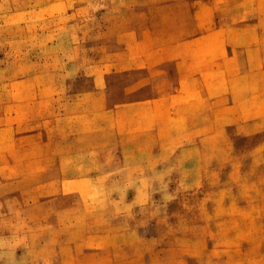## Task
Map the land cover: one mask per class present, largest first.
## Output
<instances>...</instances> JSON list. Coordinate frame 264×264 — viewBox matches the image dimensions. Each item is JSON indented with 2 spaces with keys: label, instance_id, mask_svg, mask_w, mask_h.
Masks as SVG:
<instances>
[{
  "label": "rangeland",
  "instance_id": "rangeland-1",
  "mask_svg": "<svg viewBox=\"0 0 264 264\" xmlns=\"http://www.w3.org/2000/svg\"><path fill=\"white\" fill-rule=\"evenodd\" d=\"M170 3L0 0V264H264V0Z\"/></svg>",
  "mask_w": 264,
  "mask_h": 264
},
{
  "label": "crops",
  "instance_id": "crops-1",
  "mask_svg": "<svg viewBox=\"0 0 264 264\" xmlns=\"http://www.w3.org/2000/svg\"><path fill=\"white\" fill-rule=\"evenodd\" d=\"M171 2L172 3L170 4H174V0H171ZM151 32H153L155 35L154 34L151 35L150 36L151 39L146 40L149 42L145 41L143 35H142L143 39L139 37L138 39H136V41L135 40L133 41V44L137 48V51L131 50L129 54L132 55V52H136L137 54L135 56L137 57L132 56L133 57L132 58L130 55L128 56L129 57L128 61L131 63V66H136L132 63H139L138 68L140 67L151 68L160 65L161 66L160 72L166 74V71L163 70L164 66L169 63L174 64L175 61L178 67L176 68L178 72V77H185L188 72V69L183 68L181 66V62L183 61L182 53H184V50L180 48L182 47V45L175 44L174 38L162 40L160 37V40H157L155 42L153 36L155 38L158 37L160 35L159 34L160 32L158 30H152ZM130 33H133V31H131ZM134 33L138 35L139 32L135 30ZM134 58L137 60L136 62L132 61Z\"/></svg>",
  "mask_w": 264,
  "mask_h": 264
}]
</instances>
